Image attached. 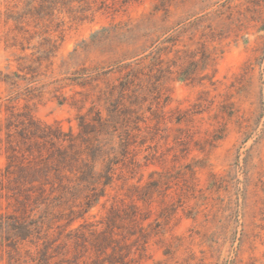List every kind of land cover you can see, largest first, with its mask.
I'll list each match as a JSON object with an SVG mask.
<instances>
[{
	"label": "rangeland",
	"instance_id": "374dc122",
	"mask_svg": "<svg viewBox=\"0 0 264 264\" xmlns=\"http://www.w3.org/2000/svg\"><path fill=\"white\" fill-rule=\"evenodd\" d=\"M122 92L111 182L44 179ZM0 264H264V0H0Z\"/></svg>",
	"mask_w": 264,
	"mask_h": 264
},
{
	"label": "trees",
	"instance_id": "16d2710c",
	"mask_svg": "<svg viewBox=\"0 0 264 264\" xmlns=\"http://www.w3.org/2000/svg\"><path fill=\"white\" fill-rule=\"evenodd\" d=\"M129 79L130 78H126L125 81H121L123 91L129 84ZM124 93L125 92H122L121 99L119 98V100L112 101L111 107L108 108L107 117L103 116L102 111H97V114L92 118V120H88L83 114L78 116L79 131L77 133L73 131L66 132L60 127L42 125L40 122H35L37 131L34 135H36L38 140H44L47 142L45 144L50 145L47 156H44L43 152L40 151V158H38V162L41 165L37 168L41 169V175H43V177L45 176L44 179L48 176V173L44 172L52 170L56 174L58 182L63 184V179L67 176V174L62 172V167H67V169L71 168L69 170L72 172L73 169L75 171H80L79 169L74 168L76 166L75 163H78L79 160L84 161L83 155L87 152L90 153L92 157L91 163H88V183L94 185L100 176L105 178V186L111 182L113 177L111 166H107V170L104 173L99 172L96 169L99 157L98 152L103 149L98 140V134L101 129L107 128L106 130L108 132V129L110 128L117 129L116 126L118 123L127 127L129 122H131L130 112L133 109V105L131 103V99L130 104L124 100L126 97L123 95ZM136 97L137 94L134 95V98ZM121 142V144L124 145L125 141L123 140ZM53 184L54 183L52 182V185ZM103 194L104 192L93 194L95 200H92V202L88 204V209L92 208Z\"/></svg>",
	"mask_w": 264,
	"mask_h": 264
}]
</instances>
